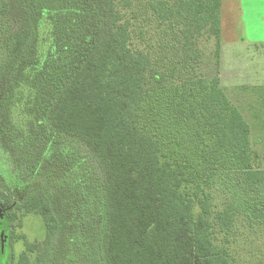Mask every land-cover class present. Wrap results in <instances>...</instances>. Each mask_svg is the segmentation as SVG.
Segmentation results:
<instances>
[{"label":"trees","instance_id":"1","mask_svg":"<svg viewBox=\"0 0 264 264\" xmlns=\"http://www.w3.org/2000/svg\"><path fill=\"white\" fill-rule=\"evenodd\" d=\"M11 1L22 18L0 42V264H236L218 235L237 213L264 224V169L219 75L199 72L203 40L219 59L222 0ZM133 2L152 23L146 47L123 14ZM229 180L236 200L214 209ZM27 214L45 237L15 258Z\"/></svg>","mask_w":264,"mask_h":264},{"label":"rangeland","instance_id":"2","mask_svg":"<svg viewBox=\"0 0 264 264\" xmlns=\"http://www.w3.org/2000/svg\"><path fill=\"white\" fill-rule=\"evenodd\" d=\"M5 1L11 5L5 17L0 15L3 18L0 20V42L2 34L14 32L22 18L16 5L11 0ZM239 3L240 0H222L219 59L215 56V40H203L199 72L208 79L219 75L221 87L250 126L255 166L264 169V0H243L245 17L241 15ZM140 8L139 3L133 2L123 14L132 23L134 42H139L142 36L143 42L139 44L146 47L154 41V30ZM3 48L0 46V65L7 58ZM0 146L5 145L0 143ZM233 182H225L215 193L214 209L236 200L238 192ZM233 224L227 237L222 233L218 235V242L228 247L236 264H264V224H253L247 216L238 213ZM13 231L11 245L15 258L24 250L26 242L40 243L45 237L42 219L30 214L18 215Z\"/></svg>","mask_w":264,"mask_h":264},{"label":"crops","instance_id":"3","mask_svg":"<svg viewBox=\"0 0 264 264\" xmlns=\"http://www.w3.org/2000/svg\"><path fill=\"white\" fill-rule=\"evenodd\" d=\"M239 1V0H238ZM239 5H240V8H241V15L243 16V17H245V10H244V3H243V0H240V3H239ZM247 5H251V4H247ZM221 16H222V6H221Z\"/></svg>","mask_w":264,"mask_h":264},{"label":"water","instance_id":"4","mask_svg":"<svg viewBox=\"0 0 264 264\" xmlns=\"http://www.w3.org/2000/svg\"><path fill=\"white\" fill-rule=\"evenodd\" d=\"M0 217H2V216L0 215ZM1 237H2V235H1ZM1 249H3V243H2Z\"/></svg>","mask_w":264,"mask_h":264}]
</instances>
